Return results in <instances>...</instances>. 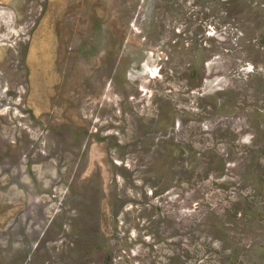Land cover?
Masks as SVG:
<instances>
[{
	"label": "rangeland",
	"instance_id": "rangeland-1",
	"mask_svg": "<svg viewBox=\"0 0 264 264\" xmlns=\"http://www.w3.org/2000/svg\"><path fill=\"white\" fill-rule=\"evenodd\" d=\"M0 264H264V0H0Z\"/></svg>",
	"mask_w": 264,
	"mask_h": 264
}]
</instances>
